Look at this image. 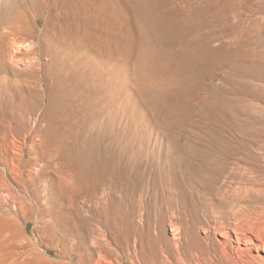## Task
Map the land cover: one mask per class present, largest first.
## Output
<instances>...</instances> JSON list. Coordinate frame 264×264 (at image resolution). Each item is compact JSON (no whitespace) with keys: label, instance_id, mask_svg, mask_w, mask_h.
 <instances>
[{"label":"rangeland","instance_id":"rangeland-1","mask_svg":"<svg viewBox=\"0 0 264 264\" xmlns=\"http://www.w3.org/2000/svg\"><path fill=\"white\" fill-rule=\"evenodd\" d=\"M69 1L0 0V264H264L232 231L264 222V0H215L253 57L182 76L168 130Z\"/></svg>","mask_w":264,"mask_h":264},{"label":"bare ground","instance_id":"bare-ground-1","mask_svg":"<svg viewBox=\"0 0 264 264\" xmlns=\"http://www.w3.org/2000/svg\"><path fill=\"white\" fill-rule=\"evenodd\" d=\"M69 2L76 16L84 20L83 38L91 48L93 46L99 53L112 54L118 59L124 60V57L131 59L130 62H133L131 72L133 71L138 81L139 93L146 98L155 114L161 116L167 130L169 98L173 95L186 96L185 85H178L182 76L188 78L199 70L208 69L210 65L217 66L223 59L224 53L230 59H234V62L246 56L249 57L248 62H250L253 57L250 50L243 48L248 40L237 42L230 48L224 45L217 46L215 43L217 32L214 27L220 15L215 0H70ZM254 55L264 60V48ZM123 63L119 62L116 68L122 73H131L130 65ZM173 84H176L175 87H172ZM137 143L140 144V141ZM130 150L128 159L136 160V153ZM212 162H215V157H207L203 167L211 169ZM99 165L92 154L89 159L92 175L96 173ZM203 170L191 166L188 172L198 174ZM202 228L208 236L210 227L203 225ZM251 228L253 237L246 231L232 228L238 244L241 243L238 245L240 257L248 251L250 245L264 250V222L252 223ZM178 229L173 225L171 230L177 234ZM218 234L222 246L227 247L229 231L221 228Z\"/></svg>","mask_w":264,"mask_h":264}]
</instances>
